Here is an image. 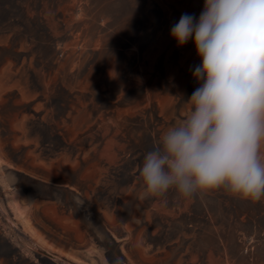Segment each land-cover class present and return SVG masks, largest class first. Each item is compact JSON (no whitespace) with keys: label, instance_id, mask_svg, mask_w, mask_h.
<instances>
[{"label":"bare ground","instance_id":"bare-ground-1","mask_svg":"<svg viewBox=\"0 0 264 264\" xmlns=\"http://www.w3.org/2000/svg\"><path fill=\"white\" fill-rule=\"evenodd\" d=\"M204 4L0 0L1 153L16 158L17 169L26 173L40 171L36 165L50 153L77 186L82 173L96 167L106 174L114 165L112 157L123 162L132 154L138 164L132 177L141 180L144 156L186 116L187 101L198 87L192 69L201 58L194 40L178 46L171 28L184 13L199 19ZM65 191L64 218H86L82 201L97 213L86 191L80 195L74 185ZM127 196H111L132 220L127 253L114 248L118 264H179L182 258H167L173 245L180 244L197 249L195 257L184 260L187 264H256L264 256V199L245 200L224 189L190 199L176 193V200L152 213L143 202L132 201V194ZM194 201L192 213L187 205ZM151 216L162 226L177 225L174 243L143 245L134 238L147 220L149 232ZM239 225H253V234L242 236Z\"/></svg>","mask_w":264,"mask_h":264},{"label":"clouds","instance_id":"clouds-1","mask_svg":"<svg viewBox=\"0 0 264 264\" xmlns=\"http://www.w3.org/2000/svg\"><path fill=\"white\" fill-rule=\"evenodd\" d=\"M170 35L178 46L194 40L198 87L143 158L145 195L264 199V0H205L199 19L182 14Z\"/></svg>","mask_w":264,"mask_h":264},{"label":"rangeland","instance_id":"rangeland-1","mask_svg":"<svg viewBox=\"0 0 264 264\" xmlns=\"http://www.w3.org/2000/svg\"><path fill=\"white\" fill-rule=\"evenodd\" d=\"M54 152L58 153V150ZM48 156L42 158V164L36 165L40 171L26 173L17 169L19 161L16 158L6 157L0 151V264H118L114 248L121 254L127 253L124 244L131 235L128 225L132 220L128 219L123 204L121 209L114 205L113 193L132 194V201L143 202L152 213L169 205L168 200L177 199L174 190L162 197L146 196L141 180L132 177L138 166L132 154L123 162L112 157L114 165L106 174L96 167L82 173L79 186L71 179L72 174L55 166L50 159L53 155L49 153ZM45 174L51 179L44 177ZM72 185L80 195L84 191L89 194L97 213L90 211L82 201L80 209L87 213L86 218H64V210L67 212L64 203L69 199L65 190ZM130 200L129 196L127 205ZM196 206L195 201L190 202L187 210L195 213ZM150 220L148 233L149 220L138 226L143 229L134 235L138 242L145 245L146 242L167 240L170 244L178 238L176 224L171 222L162 226L152 216ZM253 229V225L237 227L245 237H250ZM70 241H76V244L71 245ZM77 244L82 246L76 247ZM196 250L186 249V244L173 245L167 259L179 261L182 258L179 264H187L185 259L188 255L195 257ZM256 264H264V256Z\"/></svg>","mask_w":264,"mask_h":264}]
</instances>
